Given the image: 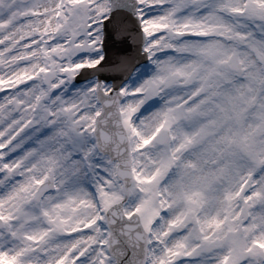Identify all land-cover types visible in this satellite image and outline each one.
I'll return each mask as SVG.
<instances>
[{
    "label": "snow or ice",
    "instance_id": "obj_1",
    "mask_svg": "<svg viewBox=\"0 0 264 264\" xmlns=\"http://www.w3.org/2000/svg\"><path fill=\"white\" fill-rule=\"evenodd\" d=\"M0 264H264V0H0Z\"/></svg>",
    "mask_w": 264,
    "mask_h": 264
}]
</instances>
